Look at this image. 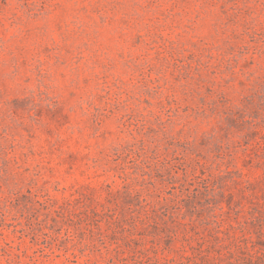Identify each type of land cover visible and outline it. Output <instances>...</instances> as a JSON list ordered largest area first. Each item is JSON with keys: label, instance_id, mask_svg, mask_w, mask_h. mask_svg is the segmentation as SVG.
Here are the masks:
<instances>
[{"label": "rangeland", "instance_id": "1", "mask_svg": "<svg viewBox=\"0 0 264 264\" xmlns=\"http://www.w3.org/2000/svg\"><path fill=\"white\" fill-rule=\"evenodd\" d=\"M0 264H264V0H0Z\"/></svg>", "mask_w": 264, "mask_h": 264}]
</instances>
